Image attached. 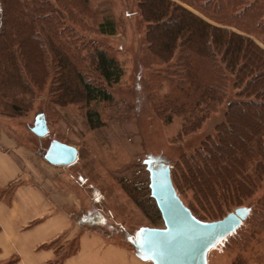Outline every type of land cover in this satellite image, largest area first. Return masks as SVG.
Wrapping results in <instances>:
<instances>
[{"label":"trees","instance_id":"16d2710c","mask_svg":"<svg viewBox=\"0 0 264 264\" xmlns=\"http://www.w3.org/2000/svg\"><path fill=\"white\" fill-rule=\"evenodd\" d=\"M83 1L77 10L71 0L60 1L61 6L53 0H0L3 111L20 113L24 95L34 93L31 85L48 81L50 94L62 105L113 100L107 86L120 82L121 63L65 21L71 16L86 25L89 0ZM135 1L147 25L150 61L157 65L149 74V96L159 115L169 122L181 116V132L195 131L234 90L214 133L171 170L176 190L192 192L188 207L196 218L222 219L264 183V0ZM116 31L111 17L98 24L101 34ZM87 118L91 128L104 123L91 108ZM258 203L264 212V196ZM251 212L252 207L248 217Z\"/></svg>","mask_w":264,"mask_h":264},{"label":"rangeland","instance_id":"374dc122","mask_svg":"<svg viewBox=\"0 0 264 264\" xmlns=\"http://www.w3.org/2000/svg\"><path fill=\"white\" fill-rule=\"evenodd\" d=\"M53 1L61 6L62 0ZM71 2L77 10L84 7L83 0ZM86 8L85 26L73 21L71 16L65 21L86 40L91 39L109 49L121 63L124 73L120 82L107 86L113 100L62 105L50 94L49 81L44 86L34 83L31 85L34 93L24 95L26 100L21 104L20 113H6L5 107H0L1 143L5 146L16 143L35 152L41 179H49L51 175L54 189L80 197L82 209L72 214L74 222L82 224L84 231L92 230L107 240L124 243L136 255L137 252L149 253L150 250H144L143 246L150 231L166 228L153 196L152 168H156L161 180L166 182L181 157L193 153L225 119L234 90L230 88L228 98L197 130L182 133L184 119L173 116L169 122L158 114L151 102L149 74L157 65L150 61L145 42L147 25L137 2L89 0ZM106 17L117 23L115 34L98 32V24ZM89 75L96 79L94 72ZM89 108L99 112L104 122L101 127L91 128L87 118ZM40 113H44L47 120L48 134L45 136L32 131ZM53 139L78 149L74 164L53 165L42 156ZM177 194L187 207L193 201L191 191H177ZM263 196L264 183L243 202L242 206L252 207V212L237 233L207 250V264H233L237 259H242L244 264H264V212L258 203ZM137 234L143 237L136 240ZM133 238L142 245H138L137 252Z\"/></svg>","mask_w":264,"mask_h":264},{"label":"crops","instance_id":"0c3cea01","mask_svg":"<svg viewBox=\"0 0 264 264\" xmlns=\"http://www.w3.org/2000/svg\"><path fill=\"white\" fill-rule=\"evenodd\" d=\"M0 136V264H154L124 243L84 231L73 220L82 202L41 179L35 152L2 145Z\"/></svg>","mask_w":264,"mask_h":264},{"label":"water","instance_id":"95a60500","mask_svg":"<svg viewBox=\"0 0 264 264\" xmlns=\"http://www.w3.org/2000/svg\"><path fill=\"white\" fill-rule=\"evenodd\" d=\"M32 131L39 136L48 134L44 113L36 116ZM42 156L50 164L68 166L77 161L78 149L53 139ZM152 174L153 196L157 200L166 228L150 231L147 243L143 246L144 250H150L149 253L137 252L138 245H142L136 240L139 237L141 239L143 234H137L136 240L133 238L132 242L137 255L144 260H151L154 264H207V250L235 232L251 211L250 207L240 206L222 219L202 221L192 214L178 196L171 174L167 176L166 182L161 180L156 168H152Z\"/></svg>","mask_w":264,"mask_h":264}]
</instances>
